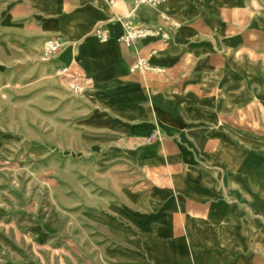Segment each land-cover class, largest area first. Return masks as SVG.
Listing matches in <instances>:
<instances>
[{
  "label": "crops",
  "instance_id": "0c3cea01",
  "mask_svg": "<svg viewBox=\"0 0 264 264\" xmlns=\"http://www.w3.org/2000/svg\"><path fill=\"white\" fill-rule=\"evenodd\" d=\"M17 4L44 36L77 42L76 61L65 45L57 58L91 92L102 146L139 171L97 207L84 263L264 264V0H0V11ZM160 11L180 22L169 40L120 41L118 19L153 25ZM139 57L156 70L131 71Z\"/></svg>",
  "mask_w": 264,
  "mask_h": 264
},
{
  "label": "rangeland",
  "instance_id": "374dc122",
  "mask_svg": "<svg viewBox=\"0 0 264 264\" xmlns=\"http://www.w3.org/2000/svg\"><path fill=\"white\" fill-rule=\"evenodd\" d=\"M47 38L28 5L0 11V264H86L97 207L139 176L102 146L87 86L41 60Z\"/></svg>",
  "mask_w": 264,
  "mask_h": 264
},
{
  "label": "built area",
  "instance_id": "2783aa9c",
  "mask_svg": "<svg viewBox=\"0 0 264 264\" xmlns=\"http://www.w3.org/2000/svg\"><path fill=\"white\" fill-rule=\"evenodd\" d=\"M163 1L164 0H133L135 4H146L152 7L159 6ZM118 20L122 26V33L119 39L126 46L147 37H156L167 41L171 38L172 33L180 26L178 20L164 11L159 12L158 21L153 25L138 24L134 21L131 14L125 15ZM93 33L101 42H106L110 37L109 31L101 27H96ZM61 49L62 42L58 38H48L41 48V60L49 62L57 75L71 78L75 81V88L81 89L82 84L80 83V76L77 72H74L69 64L63 63L57 58V54ZM130 70L146 73L155 71L156 68L150 65L146 58L139 57L132 62Z\"/></svg>",
  "mask_w": 264,
  "mask_h": 264
},
{
  "label": "bare ground",
  "instance_id": "6f19581e",
  "mask_svg": "<svg viewBox=\"0 0 264 264\" xmlns=\"http://www.w3.org/2000/svg\"><path fill=\"white\" fill-rule=\"evenodd\" d=\"M96 37V36H95ZM97 38V37H96ZM98 39V38H97Z\"/></svg>",
  "mask_w": 264,
  "mask_h": 264
}]
</instances>
